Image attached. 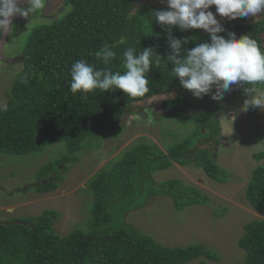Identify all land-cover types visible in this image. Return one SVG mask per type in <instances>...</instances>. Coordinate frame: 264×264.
<instances>
[{
  "label": "trees",
  "instance_id": "1",
  "mask_svg": "<svg viewBox=\"0 0 264 264\" xmlns=\"http://www.w3.org/2000/svg\"><path fill=\"white\" fill-rule=\"evenodd\" d=\"M66 3L70 4L67 12L34 26L24 37L22 68L11 83L8 105L0 108V154L37 153L57 142L66 143L69 153L74 154L85 140L102 130L121 129L124 118L135 113L136 105L186 91L166 59L170 53L167 26H161L153 17L154 11L164 10L165 6L159 8L150 1L137 0H64V8L68 7ZM248 19L219 20L225 29L220 35L235 33L239 38L247 34L264 48V13L261 20ZM171 34L188 39L183 49L209 41L202 29L182 32L173 26ZM105 45L113 46L116 53L108 65L96 57ZM129 47L137 53L152 47L161 57L159 65L154 60L146 73L149 91L144 96L130 97L119 89L76 94L70 91L72 63L84 59L97 69L109 67L123 72V52ZM185 54L182 51L181 58ZM210 96L211 93L198 100ZM187 97L179 94L166 98L161 107L185 114L183 110L195 106ZM196 118V128L188 138L163 151L150 139L147 142L148 138L138 137L88 181L92 203L86 230L57 234L53 226L58 213L54 210L0 223V264H187L199 257L216 260L215 252L198 245L161 246L124 222L127 213L145 207L152 196L170 198L176 211L209 204L207 195L180 180L155 184L151 178L154 172L192 162L208 178L219 183L226 180L227 173L215 163L212 150L196 147L198 139L218 134V118H214L210 132H206L209 123ZM253 158L260 163L251 171L244 195L252 210L264 217V151ZM68 159L61 157L40 168L35 173L38 182L34 191L43 194L57 190ZM61 165L65 166L63 170L58 169ZM51 175L52 179L43 183ZM243 229L237 243L246 256L241 264H264V219L252 220Z\"/></svg>",
  "mask_w": 264,
  "mask_h": 264
},
{
  "label": "rangeland",
  "instance_id": "2",
  "mask_svg": "<svg viewBox=\"0 0 264 264\" xmlns=\"http://www.w3.org/2000/svg\"><path fill=\"white\" fill-rule=\"evenodd\" d=\"M63 1L38 0L39 7L29 16L17 13L12 18L10 35L0 45V53L6 58L2 61L0 59V108L8 105L11 83L22 68L21 61L17 62L16 58L21 56L25 35L34 26L49 23L67 12L70 4L66 3L68 7L64 8ZM137 1H150L159 8L166 7V0ZM18 6L26 8L27 0H21ZM210 10L215 12V6ZM262 17L263 13L254 18L249 17L248 22L261 20ZM216 18L219 21L227 17L217 15ZM262 36L264 47V33ZM9 60L14 62L10 63ZM248 87L250 85L247 83L234 84L221 100H212L210 96L201 101L189 90L150 99L136 105L135 113L124 118L119 126L121 129L102 130L85 140L82 148L74 154L69 153L64 142L47 145L37 153L0 154V223L54 210L58 213L54 217L53 226L57 234L64 236L75 229L86 230L92 203L87 183L100 169L120 156L138 137L148 138L147 142L153 141L165 151L167 146L179 143L191 135L198 121L196 116L209 123L206 132L212 130L214 118L217 117L220 127L218 134L198 139L196 147L212 150L215 163L227 173L223 183L208 178L192 162L182 166L174 164L167 170L151 174L155 184L177 179L185 185L197 187L209 197V204L176 211L170 198L152 196L145 207L140 206L127 213L124 222L151 236L161 246L198 245L215 252L216 260L199 257L187 264H241L246 256L237 243L244 234V224L264 219L252 210L244 195L251 171L260 163L253 155L264 151V110L251 106L244 108L248 99L244 89ZM252 87L264 90V84ZM179 94L188 96L186 99L195 106L185 111L182 109L185 114L161 107L163 100ZM196 113L201 114L198 116ZM61 157L69 159L58 189L36 193L34 187L38 180L35 173ZM64 167L61 165L58 169L63 170ZM51 179L52 175L43 183ZM222 211V215H218Z\"/></svg>",
  "mask_w": 264,
  "mask_h": 264
},
{
  "label": "clouds",
  "instance_id": "3",
  "mask_svg": "<svg viewBox=\"0 0 264 264\" xmlns=\"http://www.w3.org/2000/svg\"><path fill=\"white\" fill-rule=\"evenodd\" d=\"M21 0H0V35L11 31L15 14L29 16L38 7V0H27V7H19ZM215 6V12L210 10ZM264 13V0H166V9L153 12L155 21L167 26V44L170 53L167 61L172 65L174 77L180 85L189 90L194 97L202 98L211 93L212 100H221L232 85L247 83L244 108L249 106L264 110V90L252 85L264 84V48L250 35L239 38L235 33L227 37L217 20V15L235 20L237 18L257 17ZM180 31L202 29L209 41L197 43L190 49H183L187 38L172 36V27ZM186 54L181 58V53ZM113 46L105 45L96 52V57L108 65L115 57ZM124 71H112L109 67L95 68L84 59L72 63L69 69L70 91L88 93L95 89L104 91L121 90L127 96L141 97L149 91L146 73L155 60L159 65L160 56L152 47L143 48L137 53L133 47L123 52ZM213 86L215 91L212 92Z\"/></svg>",
  "mask_w": 264,
  "mask_h": 264
},
{
  "label": "water",
  "instance_id": "4",
  "mask_svg": "<svg viewBox=\"0 0 264 264\" xmlns=\"http://www.w3.org/2000/svg\"><path fill=\"white\" fill-rule=\"evenodd\" d=\"M8 33H9V32H8ZM8 33L2 35V42H4V40H5L6 36L8 35ZM1 44H2V43H0V45H1ZM0 55H1V56H0L1 61H2V60H5V58L2 57V54H1V53H0ZM9 62H10V63H13L14 60H9Z\"/></svg>",
  "mask_w": 264,
  "mask_h": 264
},
{
  "label": "flooded vegetation",
  "instance_id": "5",
  "mask_svg": "<svg viewBox=\"0 0 264 264\" xmlns=\"http://www.w3.org/2000/svg\"><path fill=\"white\" fill-rule=\"evenodd\" d=\"M13 20V19H12ZM11 28H12V24H11ZM11 32V31H10ZM10 32L8 33V35L6 36V38H8V36L10 35ZM6 38H5V40H6ZM0 41L2 42V35H0ZM5 40H4V42H5ZM4 42H2V44H4ZM3 55V54H2ZM2 57H5L4 55L2 56ZM6 59V58H5ZM21 59H22V57L20 56L19 58H16V61L18 62V61H21Z\"/></svg>",
  "mask_w": 264,
  "mask_h": 264
}]
</instances>
